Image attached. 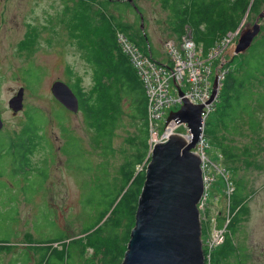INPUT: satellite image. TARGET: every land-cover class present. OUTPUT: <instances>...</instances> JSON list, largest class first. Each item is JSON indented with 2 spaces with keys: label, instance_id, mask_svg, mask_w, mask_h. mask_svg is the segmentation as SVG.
Instances as JSON below:
<instances>
[{
  "label": "rangeland",
  "instance_id": "374dc122",
  "mask_svg": "<svg viewBox=\"0 0 264 264\" xmlns=\"http://www.w3.org/2000/svg\"><path fill=\"white\" fill-rule=\"evenodd\" d=\"M132 1L142 9L144 29L153 57L161 62L166 61L164 41L179 36L169 26L170 11L163 9L158 0ZM73 2L0 0L2 131L11 133L19 130L27 107L41 109L50 120L45 127L50 148L38 150L32 156V162L38 166H43L47 158L48 178L45 184H26L24 188L27 193L24 194L21 183L15 184L8 177L0 178V230L4 232V243L0 242V264H10L14 258L18 259V252L24 244L33 250L35 246L50 245L57 249L58 256L66 253L67 244L71 264H100V251L96 253V249L107 243L104 232L94 234L88 227L108 211L97 225L101 224L112 210V203L122 185L119 166L132 152L129 138L137 127L127 115H123L122 122L114 132L111 147L104 151L102 143L97 142L93 132L85 126L81 113L67 110L52 95L50 87L55 80L73 83L75 77L76 82L85 89L92 84V67L85 56L92 39L86 37L83 29L78 36L72 35L68 23L74 9ZM94 2L98 3V0ZM263 10L264 0H257L250 13H245L241 19L240 28L250 26ZM97 12V4H94L90 15L95 16ZM109 12L121 16L123 22L131 26L130 34L136 33L137 28L141 29V21L139 18L137 21L136 17L138 13L131 8L121 13L116 9H109ZM79 20L83 21L84 16L80 15ZM259 23L257 36L262 37L264 17ZM186 26L194 33L193 27L185 24L181 34ZM195 40L203 46L208 41L203 32H198ZM233 48L225 56L227 62L236 55ZM236 64L230 63V67ZM30 65L41 73V80L34 91L26 88L23 79V71ZM68 67L74 76L68 74ZM19 87L24 88L23 109L13 116L8 100ZM179 108L180 105H173L165 114L168 116L170 111ZM59 109L64 110L65 125L74 134L71 141L76 142V146L69 149L65 148L67 138L60 132L54 119V112ZM257 110L255 128H251L244 117L236 121L231 132L216 129L207 135L203 131V151L207 158L205 176L210 177L206 184L202 173V192L205 193L202 209L199 208L200 201L197 202L203 264H264V107L260 105ZM177 130L188 133L182 125ZM197 144L198 141L192 151L200 157ZM147 161L142 163L145 167ZM136 170H140L139 165ZM228 182L233 186L231 192L228 191ZM235 185L239 186L244 201L231 213ZM128 205L129 197L125 195L119 204L124 209L118 230L119 240L117 242L114 237L112 242V252L122 253L123 258L129 241L125 243V230L129 227L131 231L134 226L130 227ZM47 208L53 210L48 218L43 216ZM50 220L56 225L54 231L49 227ZM213 229L223 235L222 241L216 245H213L215 241L209 240ZM55 231L66 233L67 238L43 242L54 236ZM226 237L229 238L228 242Z\"/></svg>",
  "mask_w": 264,
  "mask_h": 264
},
{
  "label": "trees",
  "instance_id": "16d2710c",
  "mask_svg": "<svg viewBox=\"0 0 264 264\" xmlns=\"http://www.w3.org/2000/svg\"><path fill=\"white\" fill-rule=\"evenodd\" d=\"M158 1L163 9L170 11L169 26L177 35L181 34L185 24L193 27L194 39L198 32L207 35L208 41L206 45L204 44V49L219 36L237 29L245 13L248 15L257 2V0ZM94 4H97L98 12L95 16H91L90 9ZM111 6L113 8H110ZM73 7L68 23L72 35L78 36L79 31L83 29L86 37L92 39V44L88 46L85 55L92 67V84L85 89L76 82L75 77L73 83L66 82L78 99V112L81 113L85 126L93 132L97 142L102 143L104 151H108L111 147L114 132L122 122L123 115H127L137 127L136 132L129 138L132 152L119 166L122 185L112 203V210L101 224L97 225L108 211L88 227L92 229V233L104 232L107 237V243L99 245L96 249V253L100 251V264H120L123 260L122 253L112 252L113 238L115 237L118 242V230L123 219L124 209L119 207V204L123 197L128 195L130 227H132L135 223L139 194L145 180L146 167L142 163L147 153L148 132L144 89L128 59L120 51L115 39V31L117 29L123 31L144 51L151 46L144 28L140 29L141 34L139 28L136 33L130 34L128 31L131 26L123 22L121 16L109 12V9H116L121 13L127 8L135 11L128 0H98V3L94 0H74ZM136 7L142 13V9ZM139 12L136 16L137 21L138 18L140 20ZM80 15L84 16L83 21L79 20ZM230 63L237 64L230 67ZM227 65L228 70L222 79L214 110L205 120L203 131L207 135H211L216 129H222L225 133L231 132L236 121L244 117L248 119L249 126L255 128L257 108L260 105L264 107V36H256L250 47L245 52L230 58ZM67 69L68 74L74 76L71 69L69 67ZM23 79L26 88L34 91L41 80V73L30 65L23 71ZM257 85L258 88H255ZM64 113L62 109L56 110L54 119L60 132L65 134L67 138L65 148L69 149L76 146V142L71 141L74 134L65 125ZM49 122L47 115L41 109L27 107L19 130L11 133L0 130V178L8 177L15 184L21 183L20 188L24 194L27 193L24 188L26 184L41 186L48 178L47 158L44 159L43 166H38L32 162V156L38 150L50 148L45 131ZM138 165L140 170H136ZM234 188L231 213L244 201L239 186L235 185ZM50 213L53 214L52 208H47L43 216L48 218ZM52 220L48 226L54 231L56 225ZM55 232L54 236L44 239L47 241L43 242L61 241L67 238L66 233ZM125 232L126 243L130 238V228H126ZM3 239L4 232L0 242L4 243ZM226 240L228 242L229 238L226 237ZM68 246L65 245L66 253L58 256L57 249L50 245L35 246L33 250L31 246L24 244L18 252V259L14 258L10 264H71Z\"/></svg>",
  "mask_w": 264,
  "mask_h": 264
},
{
  "label": "water",
  "instance_id": "95a60500",
  "mask_svg": "<svg viewBox=\"0 0 264 264\" xmlns=\"http://www.w3.org/2000/svg\"><path fill=\"white\" fill-rule=\"evenodd\" d=\"M137 10L132 0H128ZM140 15V28H144ZM261 11L250 26L240 29L233 54L245 52L260 32ZM241 26V24L239 25ZM54 98L67 110L78 112V99L70 86L55 80L50 87ZM219 84L215 77L209 101L216 100ZM24 88L8 100L12 115L23 109ZM183 105L170 111L165 125L186 123L190 136L173 133L164 143H156L146 165L145 180L139 194L135 223L130 231L127 251L121 264H203L199 210L203 191L200 157L192 151L202 133L201 111L205 104ZM204 112V111H203ZM0 115V130L3 128Z\"/></svg>",
  "mask_w": 264,
  "mask_h": 264
},
{
  "label": "built area",
  "instance_id": "2783aa9c",
  "mask_svg": "<svg viewBox=\"0 0 264 264\" xmlns=\"http://www.w3.org/2000/svg\"><path fill=\"white\" fill-rule=\"evenodd\" d=\"M239 32L240 26L234 31H228L219 36L209 47L204 49L203 45L197 44L193 33L186 26L184 33L178 38H168L164 41L167 60L161 62L153 57L150 47L144 51L123 31L119 29L115 31L117 45L136 72L146 97L148 134L147 153L143 164L151 157L155 144L166 142L170 134L180 133L186 138L190 136L189 128L184 122L165 125L167 119L165 112L173 105L181 107L183 105L181 98L183 97H186L192 104H204L209 99L215 77L220 87L228 70L225 56L228 50L235 46ZM180 87H184V90L181 91ZM208 101L202 106V133L196 146L197 152L200 154V165L206 184L210 177L205 176L207 158L203 151L205 144L202 136L205 120L214 109L215 103ZM180 125L187 129L188 133L179 132L177 128ZM232 190L233 186L228 182V191ZM199 201V208L202 209L204 202ZM222 239L223 235L218 234L217 229H213L209 236V240L215 241L213 245L220 243ZM204 256L206 259V255Z\"/></svg>",
  "mask_w": 264,
  "mask_h": 264
},
{
  "label": "bare ground",
  "instance_id": "6f19581e",
  "mask_svg": "<svg viewBox=\"0 0 264 264\" xmlns=\"http://www.w3.org/2000/svg\"><path fill=\"white\" fill-rule=\"evenodd\" d=\"M71 90H72V89H71ZM180 90L183 91V90H184V87H180ZM72 92H73V91H72ZM210 114H211V112L209 113V115H210ZM209 115H208V117H209ZM208 117H207V118H208ZM204 125H205V123H204ZM200 164H201V159H200ZM202 199H203V192H202V194H201L199 200L202 201Z\"/></svg>",
  "mask_w": 264,
  "mask_h": 264
},
{
  "label": "flooded vegetation",
  "instance_id": "af4514ba",
  "mask_svg": "<svg viewBox=\"0 0 264 264\" xmlns=\"http://www.w3.org/2000/svg\"><path fill=\"white\" fill-rule=\"evenodd\" d=\"M3 237V231L0 230V238Z\"/></svg>",
  "mask_w": 264,
  "mask_h": 264
}]
</instances>
